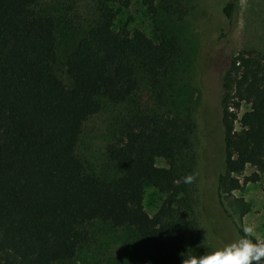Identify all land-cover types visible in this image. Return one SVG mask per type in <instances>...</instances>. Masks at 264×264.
<instances>
[{"label":"trees","instance_id":"1","mask_svg":"<svg viewBox=\"0 0 264 264\" xmlns=\"http://www.w3.org/2000/svg\"><path fill=\"white\" fill-rule=\"evenodd\" d=\"M38 1L0 0V264L70 261L89 240L83 226L95 220L131 227L161 264L207 254L193 211L200 93L184 87L189 65L178 73V38L114 29L116 10L100 1L64 55L67 85L54 69L58 20L40 11ZM143 1L154 9L156 0ZM161 1L170 14L186 12L183 0ZM236 1L223 0L220 7L228 24ZM219 81L224 156L216 194L222 205V196L239 188L246 166L255 171L244 182L264 173V52L238 51ZM128 99L133 103L105 148L118 174L85 173L75 154L84 121L104 101ZM243 103L249 107L237 130L236 109ZM145 182L164 194L152 215L142 202Z\"/></svg>","mask_w":264,"mask_h":264},{"label":"rangeland","instance_id":"2","mask_svg":"<svg viewBox=\"0 0 264 264\" xmlns=\"http://www.w3.org/2000/svg\"><path fill=\"white\" fill-rule=\"evenodd\" d=\"M100 1L116 10L114 29L137 28L154 40L162 35H175L180 42L178 73L189 65L184 87L198 88L200 93L195 111L198 201L193 211L197 213L207 253L240 239L233 220L244 229L251 226V235L258 241L264 240V173H259L256 181L244 182V176L255 171L248 165L238 175L239 188L225 193L222 205L216 194V177L224 156L219 111L220 74L238 51L264 52V0H237L232 24L225 21L220 11L223 0H183L186 12L182 17L168 13L161 0L155 1L154 9L143 0H127V4L123 3L125 0H39L37 8L58 20L54 69L67 85L70 81L65 73L64 55L82 34ZM67 3L73 5L71 11H67ZM59 19L62 20L59 22ZM221 32L223 37L219 36ZM132 103V99L119 104L104 101L102 108L84 121L75 154L82 161L85 173L105 179L118 174V167L109 161L105 148ZM248 107L246 103L241 104L236 115ZM234 128L239 129L237 122ZM155 162L159 166L166 165L162 158H156ZM143 188V206L152 215L164 194L149 182H145ZM83 228L88 231V242L77 249L72 260L54 264H161L153 247L140 240L131 227L95 220Z\"/></svg>","mask_w":264,"mask_h":264},{"label":"clouds","instance_id":"3","mask_svg":"<svg viewBox=\"0 0 264 264\" xmlns=\"http://www.w3.org/2000/svg\"><path fill=\"white\" fill-rule=\"evenodd\" d=\"M243 231L245 236L205 255L184 257L181 254V264H260L264 258V243L248 238L253 231L251 226Z\"/></svg>","mask_w":264,"mask_h":264},{"label":"built area","instance_id":"4","mask_svg":"<svg viewBox=\"0 0 264 264\" xmlns=\"http://www.w3.org/2000/svg\"><path fill=\"white\" fill-rule=\"evenodd\" d=\"M239 117H240V114L237 113V118H236V120L234 121L235 123H236V122L238 123V119H239ZM238 125H239V123H238ZM239 128H240V125H239Z\"/></svg>","mask_w":264,"mask_h":264},{"label":"flooded vegetation","instance_id":"5","mask_svg":"<svg viewBox=\"0 0 264 264\" xmlns=\"http://www.w3.org/2000/svg\"><path fill=\"white\" fill-rule=\"evenodd\" d=\"M222 33H223V32H221L219 36H222V37H223Z\"/></svg>","mask_w":264,"mask_h":264}]
</instances>
